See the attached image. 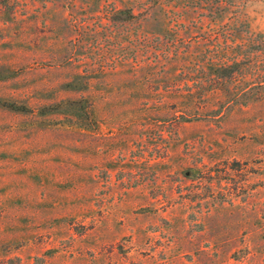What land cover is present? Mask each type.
Returning a JSON list of instances; mask_svg holds the SVG:
<instances>
[{
  "label": "rangeland",
  "instance_id": "374dc122",
  "mask_svg": "<svg viewBox=\"0 0 264 264\" xmlns=\"http://www.w3.org/2000/svg\"><path fill=\"white\" fill-rule=\"evenodd\" d=\"M125 1L0 0V264H264V55L218 84V55L157 53L202 13Z\"/></svg>",
  "mask_w": 264,
  "mask_h": 264
},
{
  "label": "trees",
  "instance_id": "16d2710c",
  "mask_svg": "<svg viewBox=\"0 0 264 264\" xmlns=\"http://www.w3.org/2000/svg\"><path fill=\"white\" fill-rule=\"evenodd\" d=\"M124 9H117V18L121 22L144 21L160 12L168 11L170 19H160L165 30L171 23L180 26L192 13H202L199 17V28L206 32L195 36L192 44L180 45L176 42L166 43L158 52L160 55H218L212 59L216 67L213 79L221 84H238L244 75L241 74L242 63H249L252 56L264 55V34L254 31L247 16L234 0H128ZM198 9H201L198 11ZM207 27V30L205 28ZM150 50V49H149ZM156 53V52H153ZM244 57L246 59H244ZM9 70L8 66L0 68ZM257 81L251 89L258 92L263 84L257 73ZM258 86V87H257ZM253 87V88H252ZM238 92V91H237ZM250 91L238 92L239 95L249 94ZM236 95L235 93H233ZM15 110H27L25 107L10 105Z\"/></svg>",
  "mask_w": 264,
  "mask_h": 264
}]
</instances>
